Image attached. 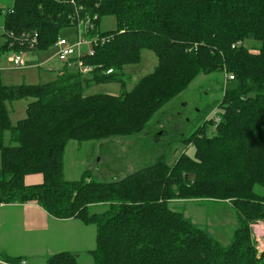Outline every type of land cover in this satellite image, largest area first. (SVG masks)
<instances>
[{"label": "trees", "instance_id": "trees-1", "mask_svg": "<svg viewBox=\"0 0 264 264\" xmlns=\"http://www.w3.org/2000/svg\"><path fill=\"white\" fill-rule=\"evenodd\" d=\"M71 1L93 18L89 37L97 41L93 56L83 58L93 71L62 68L37 85L0 79V205L33 202L55 219L94 226L91 264H264L251 228L264 223V0H12L3 29L36 33L38 52H45L77 24ZM105 17L115 21L106 33L99 28ZM8 50L0 44V58ZM144 50L157 65L126 90L124 69L138 65ZM216 71L233 79L215 107L219 123L205 117L184 140L192 157L181 154L171 166L157 158L118 182L94 181L87 172L64 179L69 142L137 135L196 78ZM107 83L121 93L85 95ZM23 99L31 100L25 118L12 126L7 103ZM207 125L211 137L203 133ZM30 175L41 182L26 185ZM177 201L228 204L238 225L230 243L195 228L170 207ZM22 260L0 253V264ZM43 264L77 260L61 252Z\"/></svg>", "mask_w": 264, "mask_h": 264}, {"label": "rangeland", "instance_id": "rangeland-1", "mask_svg": "<svg viewBox=\"0 0 264 264\" xmlns=\"http://www.w3.org/2000/svg\"><path fill=\"white\" fill-rule=\"evenodd\" d=\"M11 8L12 0H0V44L5 43L3 20ZM99 28L105 33L113 30L114 19L103 18ZM59 36L73 40L76 37V31L74 28H67L62 30ZM12 53V50H8L0 58V79L4 86L46 83L53 78V73L49 70L59 69L61 66L56 59L47 62L55 53L54 50L49 49L45 52H28L24 60L25 69L15 70L7 62ZM156 65L155 55L150 51H142L141 62L124 69L129 77L126 90H130L139 79L150 74ZM224 79L223 71L200 75L184 92L164 105L153 116L146 129L137 135L112 137L79 145L69 142L63 159L64 179L78 180L87 172L94 181L118 182L125 176L153 165L157 158H162L167 165L171 166L181 154L192 157L194 148L190 144L187 145L184 140L202 126L205 117L207 120H213L216 116L215 107L224 90ZM94 93L117 96L121 90L116 83L98 84L88 88L85 95H94ZM30 101V99H23L7 103L12 126L25 118V108ZM206 129L203 133L211 137L214 134L213 126L207 125ZM170 207L182 212L195 228L202 230L222 246L230 243L233 232L238 226L235 211L226 203L183 201L172 202ZM261 227H264V223L259 222L252 228L259 252L264 251L262 240L264 233L257 232ZM86 259L78 264H90L88 258ZM43 263L44 261L41 263L32 261L28 264Z\"/></svg>", "mask_w": 264, "mask_h": 264}, {"label": "crops", "instance_id": "crops-1", "mask_svg": "<svg viewBox=\"0 0 264 264\" xmlns=\"http://www.w3.org/2000/svg\"><path fill=\"white\" fill-rule=\"evenodd\" d=\"M41 180V175H30L24 182L36 185ZM94 246L95 227L92 225H84L76 219H55L33 202L0 205V253L8 257L22 258L26 264L41 263L49 255L68 252L76 257L77 264L86 258L91 264L89 252Z\"/></svg>", "mask_w": 264, "mask_h": 264}, {"label": "built area", "instance_id": "built-area-1", "mask_svg": "<svg viewBox=\"0 0 264 264\" xmlns=\"http://www.w3.org/2000/svg\"><path fill=\"white\" fill-rule=\"evenodd\" d=\"M71 4L75 9L72 19L77 23L75 27H73L76 31V37L73 40H67L59 36L50 48V50H54L55 53L47 62L56 59L61 65L59 69L66 68L70 71L74 70L78 72L79 75H89L93 71V67L89 64H85L83 58L86 56H93L92 45L97 41V37H89V33L94 29L93 18L84 15L85 8L81 4L74 1H71ZM7 14H13V11L9 10L5 15ZM85 14L87 15L86 12ZM4 34L8 49L13 51L12 55L8 57L7 62L11 64L12 68L15 70L25 69L24 60L27 53L38 52V35L34 32H14L6 30ZM14 48H18V50L14 51ZM59 69H53L51 71L56 75L59 73ZM109 73H111V70L107 71V74ZM232 79L231 76H225L224 87L226 83ZM219 121V117L215 116L213 122L217 124ZM251 228H254L253 224ZM25 262L26 261L22 260L20 264H26Z\"/></svg>", "mask_w": 264, "mask_h": 264}, {"label": "bare ground", "instance_id": "bare-ground-1", "mask_svg": "<svg viewBox=\"0 0 264 264\" xmlns=\"http://www.w3.org/2000/svg\"><path fill=\"white\" fill-rule=\"evenodd\" d=\"M262 230H264V227L258 228L257 232H259L260 234H263L264 232Z\"/></svg>", "mask_w": 264, "mask_h": 264}, {"label": "water", "instance_id": "water-1", "mask_svg": "<svg viewBox=\"0 0 264 264\" xmlns=\"http://www.w3.org/2000/svg\"><path fill=\"white\" fill-rule=\"evenodd\" d=\"M262 240L264 241V237L262 238Z\"/></svg>", "mask_w": 264, "mask_h": 264}]
</instances>
